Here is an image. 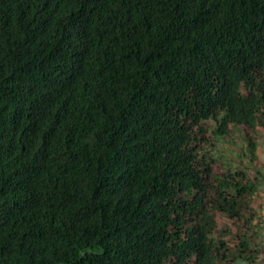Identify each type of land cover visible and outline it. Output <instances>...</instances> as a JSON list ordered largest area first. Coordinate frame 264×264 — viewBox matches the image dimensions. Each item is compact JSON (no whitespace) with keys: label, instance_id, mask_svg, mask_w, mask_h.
<instances>
[{"label":"trees","instance_id":"1","mask_svg":"<svg viewBox=\"0 0 264 264\" xmlns=\"http://www.w3.org/2000/svg\"><path fill=\"white\" fill-rule=\"evenodd\" d=\"M242 127L264 0H0V264H232L216 216L264 189L258 143L235 171L209 153Z\"/></svg>","mask_w":264,"mask_h":264},{"label":"rangeland","instance_id":"2","mask_svg":"<svg viewBox=\"0 0 264 264\" xmlns=\"http://www.w3.org/2000/svg\"><path fill=\"white\" fill-rule=\"evenodd\" d=\"M247 134L253 141L258 143V155H261V157L264 158V127H260L256 132H250L246 127H242L240 131H234L229 137L218 142H214L213 139L209 137V139L215 144V149L209 153L215 172L219 173L226 171L227 169L235 171L242 166L241 164L248 166V164L242 159V154L247 144L244 141V136ZM258 164H261L259 163V160ZM249 170V172L245 171V175L249 176L254 173L252 167H250ZM248 203L250 207L245 210V219H230L222 213H218L216 216V237L219 241L224 242L222 252L226 254L228 261H231L232 264H236L237 260L232 258L230 254H237L235 250H237L240 244V238L242 237L241 232L245 231L248 236H251V232L257 230V226H260L263 229L260 237L262 238V247H258L257 249L261 250L263 255L255 260L243 255L242 258L244 259L241 260V264H264V189L262 188L249 198ZM255 215L256 217H254L251 224L246 223L248 218Z\"/></svg>","mask_w":264,"mask_h":264},{"label":"crops","instance_id":"3","mask_svg":"<svg viewBox=\"0 0 264 264\" xmlns=\"http://www.w3.org/2000/svg\"><path fill=\"white\" fill-rule=\"evenodd\" d=\"M258 151H259V147H258ZM259 163H261V164H260V167H261V169H262L263 172H264V165H263V163H264V158L261 157V155H259Z\"/></svg>","mask_w":264,"mask_h":264}]
</instances>
